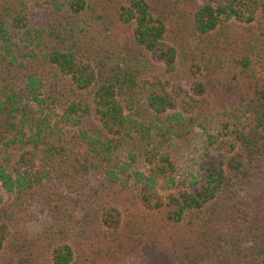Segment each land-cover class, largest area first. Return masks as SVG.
<instances>
[{
    "label": "trees",
    "instance_id": "obj_1",
    "mask_svg": "<svg viewBox=\"0 0 264 264\" xmlns=\"http://www.w3.org/2000/svg\"><path fill=\"white\" fill-rule=\"evenodd\" d=\"M0 264H264V0H0Z\"/></svg>",
    "mask_w": 264,
    "mask_h": 264
},
{
    "label": "rangeland",
    "instance_id": "obj_2",
    "mask_svg": "<svg viewBox=\"0 0 264 264\" xmlns=\"http://www.w3.org/2000/svg\"><path fill=\"white\" fill-rule=\"evenodd\" d=\"M223 28L225 29V31H226L227 34H230V35L235 36L239 32H241L244 27L240 23L231 21V22L225 23L224 26H223ZM258 68H259V65L256 62H254V69L256 71H258ZM191 164H192V161L191 160H187V162H186L185 165H186V167L188 166V169L186 167H184V168L187 169V171H188L189 168H190V166H191Z\"/></svg>",
    "mask_w": 264,
    "mask_h": 264
}]
</instances>
